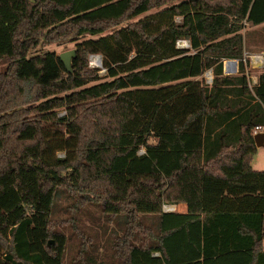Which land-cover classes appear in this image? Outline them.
Listing matches in <instances>:
<instances>
[{
    "label": "trees",
    "instance_id": "1",
    "mask_svg": "<svg viewBox=\"0 0 264 264\" xmlns=\"http://www.w3.org/2000/svg\"><path fill=\"white\" fill-rule=\"evenodd\" d=\"M248 26L264 0H0V264L66 262L63 190L109 206L112 264H264V65L223 73ZM66 40L70 66L37 51Z\"/></svg>",
    "mask_w": 264,
    "mask_h": 264
},
{
    "label": "rangeland",
    "instance_id": "2",
    "mask_svg": "<svg viewBox=\"0 0 264 264\" xmlns=\"http://www.w3.org/2000/svg\"><path fill=\"white\" fill-rule=\"evenodd\" d=\"M155 12V11H152ZM143 16L133 20L138 21ZM125 25V24H124ZM109 31L107 33H110ZM245 47L244 52L250 56L264 55V27H250L248 26L244 31ZM77 43L75 40H66L62 42L53 43L51 45H42L37 51H52L61 57V55L69 52L76 53ZM99 55H97L98 57ZM73 57V56H72ZM94 57V58H93ZM97 57L90 56L88 59L89 68L92 70L102 69L101 65L97 64ZM94 59V60H93ZM72 60V58H71ZM244 64V71L248 73L251 81L258 79L262 72V67L253 68L249 58ZM240 69H243L240 67ZM100 75L104 71L99 72ZM238 75V74H237ZM203 80L205 76L202 77ZM252 83V82H251ZM255 85L252 83V86ZM64 113H62L63 115ZM26 128H20L17 133V144L20 147L34 146L36 140L22 142L20 135ZM151 140L150 143H154ZM64 157V154H60ZM254 167L256 170L264 171V148L260 150L258 155L254 156ZM115 189L111 188V197L115 199ZM164 209H171L168 205ZM107 211H110L109 206ZM106 211V212H107ZM102 207V203L94 196H79L76 193L63 190L56 197V210L53 216L54 229L65 234L68 238L67 260L64 264H69L74 259L81 258L84 250L85 255L88 256V264H112L111 259V233L114 229L119 230V226L115 225L112 220L107 217ZM118 219V218H116ZM150 219V218H149ZM116 223V222H115ZM119 234L122 231H118ZM53 243V241H51Z\"/></svg>",
    "mask_w": 264,
    "mask_h": 264
},
{
    "label": "built area",
    "instance_id": "3",
    "mask_svg": "<svg viewBox=\"0 0 264 264\" xmlns=\"http://www.w3.org/2000/svg\"><path fill=\"white\" fill-rule=\"evenodd\" d=\"M177 47L179 49H191V43H190L189 40H179L177 42ZM95 57H97V56H95ZM247 58H249L250 63L252 64L251 66L253 68H255V67H259V68L262 67L263 68V65H264V55L263 54L262 55H256V56H253V55L250 56L248 53L244 52V55H243L242 59L225 60L223 62V73H224V75L225 76H236L237 74L239 75L240 72H241L240 67L245 66L244 64L247 63V60H246ZM246 75H247V77L249 79V82H250L251 86H252V83L257 84L258 79L257 80L253 79V81H251L248 73H246ZM204 76H205L204 82L206 83V85L211 86L213 84V82H214V79H215V74H214L213 69L208 70L204 74ZM262 132H264V128L258 127V128H256L254 134L256 135V134L262 133ZM166 207L167 206H165L164 208H166ZM164 210L167 211V209H164Z\"/></svg>",
    "mask_w": 264,
    "mask_h": 264
},
{
    "label": "water",
    "instance_id": "4",
    "mask_svg": "<svg viewBox=\"0 0 264 264\" xmlns=\"http://www.w3.org/2000/svg\"><path fill=\"white\" fill-rule=\"evenodd\" d=\"M74 54H75V52L65 53V54L61 55L60 59L66 66H70L71 58H72V56H74ZM98 57L101 58V60H102L101 56H98ZM101 67H103L102 61H101ZM254 139H255V144H256L257 149H261L264 147V132L256 134L254 136Z\"/></svg>",
    "mask_w": 264,
    "mask_h": 264
},
{
    "label": "crops",
    "instance_id": "5",
    "mask_svg": "<svg viewBox=\"0 0 264 264\" xmlns=\"http://www.w3.org/2000/svg\"><path fill=\"white\" fill-rule=\"evenodd\" d=\"M263 148H261V149H263ZM261 149H257L258 151H257L256 155L259 154ZM251 165L255 171H259V170H256L254 167V157L252 159ZM169 207H171V209L167 210V211L164 210V212H166V213H177V214H184L185 215V214H188V211H189V207L187 204L170 205ZM158 255L159 254H155V256H158Z\"/></svg>",
    "mask_w": 264,
    "mask_h": 264
},
{
    "label": "bare ground",
    "instance_id": "6",
    "mask_svg": "<svg viewBox=\"0 0 264 264\" xmlns=\"http://www.w3.org/2000/svg\"><path fill=\"white\" fill-rule=\"evenodd\" d=\"M94 58V57H93ZM94 60V59H93ZM96 60V62H97V64H99V65H101V58H99V57H97V59H95Z\"/></svg>",
    "mask_w": 264,
    "mask_h": 264
}]
</instances>
